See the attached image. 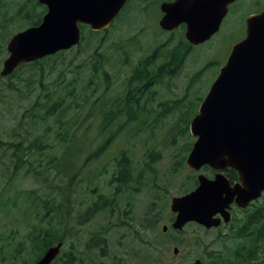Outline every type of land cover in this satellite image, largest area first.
<instances>
[{
	"label": "rangeland",
	"instance_id": "rangeland-1",
	"mask_svg": "<svg viewBox=\"0 0 264 264\" xmlns=\"http://www.w3.org/2000/svg\"><path fill=\"white\" fill-rule=\"evenodd\" d=\"M17 1L0 0V48L6 44L4 39L27 27L25 20L35 18L39 12L32 0H21L23 9L17 11ZM256 1L237 0L222 20L219 30L208 41L193 46L173 75L163 74L158 78L144 95L141 109L130 111L135 120L125 124L127 116L123 115L114 123L113 130L123 128L120 135L109 140L105 152L86 165L83 163L86 156L102 139L99 121L104 112L117 109L116 104L128 88L133 68L160 46L159 57L150 68L157 71L167 61L166 48L177 41L178 31L165 32L159 28L157 0L132 1L108 27L104 38L87 36L80 48L76 46L59 51L42 58L38 64L19 66L15 76L7 78L9 75H0V140L27 144L34 136L44 133L50 142H55L54 133L60 126L56 118L49 117L42 122L36 115H40L42 107L46 108L58 95L63 97V104L68 107L65 123L71 124L76 135H82L79 154H73L71 159L76 185L70 195V207L62 228L60 255L67 253L62 256V262L75 255L76 264H192L193 255L201 252L195 244L221 241L219 231H204L193 224L184 226L180 233L174 232L169 203L172 196L184 189L193 174L185 165L184 157L194 137L183 121L192 118L193 114L188 112L196 109V97L206 94L231 46L239 39L240 26L256 6ZM98 39H103L96 49L101 58L93 51ZM6 56L7 53H0V70ZM97 58L104 63L103 68L98 66L99 69L106 73L101 74L99 70L95 73L97 77L88 82L94 74L92 64L99 63ZM211 61L212 65L206 66ZM9 80L16 87L13 91L7 88ZM181 102L184 106H176ZM77 108H82L79 116L75 113ZM33 119L40 120L39 128L37 124L31 127ZM121 149L131 156L132 177L138 181L118 195L109 208L81 224L78 215L97 199L98 193L106 194L109 200L115 199L110 176L114 158ZM10 153L11 149L8 150L6 145L1 146L0 264H32L34 253H28L30 247L26 235L32 230V222H38V214L34 212L44 211L41 200L45 194L55 192L53 195L57 200L61 198L60 192L51 191L39 178V172L46 170L54 183L61 188L66 185L62 189L70 185H67V175L62 174L60 178L57 171L47 165L45 157L38 154L30 158L33 162L29 172L23 169L14 171ZM25 166H30V163ZM30 191H34L36 196L33 209H29L30 201L26 198ZM260 202L264 210V196ZM66 210L67 207L61 208L62 214ZM150 224L152 227L148 228ZM164 225L167 226L165 231L162 229ZM260 226L259 222L256 228L259 230ZM249 231L245 246L253 249L252 240L256 244L250 264H264V243L260 234L256 229ZM236 239L229 236L222 241ZM22 240H26L27 248L17 253L13 247ZM179 241H184L180 257L173 253L175 247L179 251ZM12 253L14 259L10 256ZM235 261L237 259L231 260Z\"/></svg>",
	"mask_w": 264,
	"mask_h": 264
},
{
	"label": "water",
	"instance_id": "water-1",
	"mask_svg": "<svg viewBox=\"0 0 264 264\" xmlns=\"http://www.w3.org/2000/svg\"><path fill=\"white\" fill-rule=\"evenodd\" d=\"M126 1L38 0L46 6L45 14L37 25L17 31L8 39L0 75L6 77L22 64L78 45L81 24L91 31L107 29ZM233 1L162 2L163 15L158 24L164 31L185 24V39L197 45L218 31ZM245 23V37L232 45L189 122L194 141L185 158L186 166L193 172L208 166L215 173L210 178L199 172L195 188L171 198L174 230L191 222L205 228L218 227L222 221L228 223L231 203L244 209L264 191V9L249 15ZM227 169L237 175L234 185L227 179ZM62 245L58 241L48 246L34 264H51ZM173 250L177 253L176 248ZM193 264L205 263L197 258Z\"/></svg>",
	"mask_w": 264,
	"mask_h": 264
},
{
	"label": "trees",
	"instance_id": "trees-1",
	"mask_svg": "<svg viewBox=\"0 0 264 264\" xmlns=\"http://www.w3.org/2000/svg\"><path fill=\"white\" fill-rule=\"evenodd\" d=\"M26 1V0H25ZM16 3H19V7L17 11L22 10V1L18 0ZM35 6L39 8V12L33 19L25 20L26 26L31 25H37L41 19L43 14L46 11V6L41 5L38 3V1H34ZM25 9L27 10L28 7L25 6ZM175 31H178V37L177 41L173 44H170L166 50V58L167 61L164 63L163 66L158 67L157 71H152L150 68L152 67L154 61H152L153 54L159 53L161 47H156L152 53L148 56H145L143 59H141L137 66L133 68L132 74L130 75L128 79V88L124 95L120 98V100L117 102L116 110H110L108 112H104V116L101 117V120L99 121V134L102 136L101 141L97 144L94 150H91L88 155L86 156L83 163L86 165L88 162L95 161L99 158L101 154L105 152L107 149L109 143V140L116 139L119 135L121 130H123L122 127H118L115 130L112 129L114 123L123 115H126L127 118L123 122L125 124H128L130 121H134L135 118L131 114V110L133 108L141 109L144 95L147 93V91L150 89L148 88V84L150 85L153 81L154 83L157 82L158 78L162 76L163 74H166L168 76L173 75L174 71L177 70V68L183 63L186 55L189 53L192 46L188 43V41L183 36V27L176 29ZM174 31V32H175ZM107 33V29L102 31H91L88 26L81 25V35L82 40L80 44L76 48H80L82 44L85 41V38L87 36H96L98 38H104L105 34ZM173 33V32H172ZM103 40V39H102ZM101 39H98V45L93 48V51L100 56L101 55L96 51L97 47L102 42ZM8 39H4V42L7 43ZM7 53L6 52V44L0 48V53ZM61 52V51H60ZM99 63L96 64L95 62L92 64V71L94 74L89 78L88 82H91L92 78L97 77V73L99 70L101 74L106 73L103 68L104 63L99 60V58L96 59ZM40 63L39 60L29 63V64H38ZM213 61L206 64V66L212 65ZM26 64H22L20 67L24 66ZM18 67L10 76H15L17 73V70L20 68ZM11 81H8L7 88L10 91H13L16 89L15 85L13 83H10ZM197 103L202 100L200 96H197ZM86 97H84L83 100H85ZM178 107L184 106V102L176 104ZM68 109L67 105L63 104V97L58 95L57 98H55L53 101L50 100V103L48 105L42 107L43 112L40 113V115H36L37 118L44 122L48 120L49 117H55L56 122L58 125V129L54 133V141L50 142L47 139V136H45L44 133H39L38 135L34 136L27 144H23L22 141L18 142H9L5 143L2 140H0V148L2 145H6L8 150L11 149V156L14 166L12 169L19 170L23 169L24 172H29V170L32 168L33 160L32 156L34 154H38L39 156L45 157V162L47 165H51V168L57 171V175L61 178L62 174H65L68 176L67 179V185L69 183L70 187L67 189L64 188V185L62 188L59 184L54 183L51 178L48 176L46 170H43L40 173L39 178L48 185L49 188H51V191L56 190V192H60L61 198L57 200V196L53 195L55 192H50L49 194H45L44 199L41 201L43 202V209L44 211H38L36 210L34 213L35 215L38 214V218L36 220L37 223H33L31 225V232L26 235V239L29 241V249L30 251L28 253H34V261L38 259L43 252L46 250V248L52 244L57 243L58 241H63L62 238V228L63 223L67 219V212L69 209V205L71 202L70 195L74 191V186L76 185L75 176L76 173L72 174L74 172L73 170V161H71L73 154L77 153L79 154V138L82 137V135L78 136L73 130V127H71V124L65 123L67 120L66 118V110ZM82 108H77L75 113L79 116L80 111ZM71 111H73L71 109ZM194 111L193 109L189 111V114H192ZM68 117H72L68 116ZM39 119H33L32 125L37 124V127L42 124ZM82 119V118H81ZM185 128L188 127L189 120L186 118L183 121ZM34 127V126H33ZM48 127V126H47ZM29 134L30 132L27 131ZM106 138V141L103 142V140ZM103 142V143H102ZM190 148V144L188 145V149ZM35 152V153H34ZM51 152L53 155H51ZM26 163H30V166H25ZM132 158L129 154L125 152L124 149H121L120 152L117 154V156L114 158V168L112 169L111 176H110V184L113 187V197L115 196V199L109 200L108 196L104 193H98L97 199L94 200L81 214L78 215V220L80 223H85L91 219H93L98 213L103 212L109 206H111L115 201L116 197L125 191H127L129 188L133 187L132 183L136 182L133 180L132 177ZM184 165V164H183ZM182 165V166H183ZM204 172L207 175L212 174V170L208 167L204 168ZM29 174V173H26ZM45 174L44 176H42ZM31 175V174H29ZM227 175L231 178H235L234 171H228ZM42 176V178H41ZM197 185V180L195 177L189 178L186 181L185 187L181 193H185L189 191L190 189L194 188ZM34 191H30L28 193V196L26 197L30 201V207L29 209H33L35 205V198L33 194ZM32 193V194H30ZM66 202V203H65ZM67 207L66 213L61 212V208ZM253 214L247 215L246 218H242L238 221V223L241 222L238 229L233 231V238H244L245 240H249V229H256L257 233L260 234V240L262 241V244L264 243V210L262 208V205H258L256 209H254ZM149 216V215H148ZM150 217H148L149 219ZM261 218V220H260ZM260 222V229L258 230L256 228L257 224ZM195 225L198 229L200 228L199 225ZM152 224L148 226V228H151ZM180 233V232H178ZM94 239H92L93 241ZM253 244L251 246H254L252 251L246 252L243 256L238 257V254L236 255L237 261L234 263L229 261L225 262L223 264H250L253 261V257L255 255V243L252 240ZM93 246V245H91ZM90 247V246H87ZM26 240L19 241L15 244L13 247V250L15 252H22L24 249L26 250ZM91 248V247H90ZM247 249L251 247H246ZM67 253H64L60 256H58L51 264H76L78 261L75 258V255L68 256L65 260L62 262V256H66ZM11 258L14 259L15 255L12 253ZM199 258L202 261L207 262L208 264H217V262L212 263L209 259L199 256ZM60 259V262L57 263V261ZM33 261V263H34ZM32 263V264H33ZM165 264V263H164Z\"/></svg>",
	"mask_w": 264,
	"mask_h": 264
},
{
	"label": "flooded vegetation",
	"instance_id": "flooded-vegetation-1",
	"mask_svg": "<svg viewBox=\"0 0 264 264\" xmlns=\"http://www.w3.org/2000/svg\"><path fill=\"white\" fill-rule=\"evenodd\" d=\"M32 1L34 2L35 0H32ZM132 1H135V0H127L126 1L125 5L121 8V10L119 11V13L117 14L116 18H118L121 15V13L126 10V8L130 5V3ZM140 1H144V0H140ZM145 1H148V0H145ZM166 1H172V0H157V2H158V4H157V10H158V12L160 14L159 19L163 15L162 11L160 10V5H161L162 2H166ZM236 2H237V0H235L234 2L228 4V10ZM258 3H259V5L257 7V4ZM263 8H264V1H259L258 0V1H256V6L253 8V10L251 12H249L245 17H247L250 14L259 13L261 10H263ZM227 13H228V11H227ZM159 19H158V22H159ZM245 19L243 21V24L240 26V36H239V39L238 40H241L245 36V34H246V23H245ZM182 27H183V31H184L185 26L182 25V24H180L178 26V29L179 28H182ZM159 54H160V52L159 53H156V54H153L152 61H156L158 59V57H159ZM154 84L155 83L153 81L150 85L148 84L147 86H148V88H152L154 86ZM205 167H207V166H203V171H204V168ZM228 171H234V170L227 169L225 171V174L228 177L227 179H228L229 183L231 185H234L232 182L237 181V175H236V173L234 171L235 178L234 179H231L227 175ZM192 173L193 174H191L190 177L191 178L195 177L196 180H197V174H195L194 172H192ZM213 174L214 173L212 172V174L210 176H212ZM182 194L183 193H181L180 195H182ZM263 196H264V191L262 192V194H261V196L259 198L251 201L247 205V207L244 208V209H240V208H238L236 206L235 203H231L230 204V210H229L230 215H231V220L228 223L221 222V224L218 227H211V228H204L203 226H200L199 229H203L204 231H212V230L219 231L221 233L222 237H221V241H217L216 243H212V242H201V243L195 244L198 247V249L201 250V252L198 255L197 254H194L193 255L194 256V259L199 258V256H203V257H205L207 259H213V260H215L217 262V264H223L225 262H229V261H231L233 259H237L238 257L243 256L246 252L252 251L251 248H249V249L246 248V246H245L246 241H244L245 240L244 238L236 239L237 241H234V240H232V241H222V240H223L224 237H229V236H232L233 235V231L236 230V229H238V227H239V225H238V221L239 220H241L242 218H244L247 213H249V212L253 211L254 209H256L258 205H262V202H260V199ZM237 213H240V214L238 215ZM217 216L218 215H216V217ZM163 227H166L167 228V226H163ZM183 244H184V241H182V243H181V241L178 242V245H180V248H179V251L177 252V256L179 255V257H180V254H181L182 250H183L182 249ZM237 254H238V257L236 256Z\"/></svg>",
	"mask_w": 264,
	"mask_h": 264
},
{
	"label": "bare ground",
	"instance_id": "bare-ground-1",
	"mask_svg": "<svg viewBox=\"0 0 264 264\" xmlns=\"http://www.w3.org/2000/svg\"><path fill=\"white\" fill-rule=\"evenodd\" d=\"M205 263V262H204ZM206 264V263H205Z\"/></svg>",
	"mask_w": 264,
	"mask_h": 264
}]
</instances>
